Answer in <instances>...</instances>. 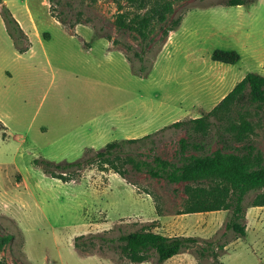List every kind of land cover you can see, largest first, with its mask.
<instances>
[{
	"label": "rangeland",
	"instance_id": "1",
	"mask_svg": "<svg viewBox=\"0 0 264 264\" xmlns=\"http://www.w3.org/2000/svg\"><path fill=\"white\" fill-rule=\"evenodd\" d=\"M1 1L23 22L30 44L19 52L0 11V238L12 235L0 246V264H126L99 237L141 228L200 242L162 263L152 253L130 264H213L195 254L208 241L225 245L214 248L220 264H264V206H245L246 232L238 237L225 228L226 210L186 212L193 188L210 183H167L145 172H132L127 181L96 163L77 180L62 182L34 163L76 162L87 149L145 136L125 152L177 161L180 139L201 138L192 134V124L172 123L205 115L248 73L264 76V0L237 6L227 0L176 2L167 22L156 27L146 60L134 66L120 48L130 44L140 51V39L116 28L113 0L55 3L56 13L84 24L73 33L51 15L49 0ZM179 16V26L156 51L161 30ZM216 49L236 51L240 60L215 62ZM241 114L253 125L248 142L264 158V103L234 105L230 118ZM226 126L223 121L219 131ZM216 130L211 127L212 134ZM228 140L232 151L243 144ZM206 143L212 150L221 146L216 139ZM77 239L85 252L75 247Z\"/></svg>",
	"mask_w": 264,
	"mask_h": 264
},
{
	"label": "trees",
	"instance_id": "2",
	"mask_svg": "<svg viewBox=\"0 0 264 264\" xmlns=\"http://www.w3.org/2000/svg\"><path fill=\"white\" fill-rule=\"evenodd\" d=\"M49 1L51 15L65 28L72 32L74 26L81 23L79 19L71 23L66 13H56L54 4L59 0ZM113 1L117 3L114 19L116 28L120 31L135 33L140 39V51H136L130 44H124L120 48L134 66L136 62L143 63L146 60L144 55L151 44L156 27H161L167 22L168 17L174 12V4L186 0H126L128 8L123 6L119 0ZM253 1L255 0H227L226 4L237 6ZM0 11L9 35L17 45L19 52L27 51L30 44L28 36L1 0ZM181 19L182 16L172 19L169 25L161 30L160 45L156 51L162 48L169 33L179 26ZM95 31L96 34L112 42L113 46L117 45L118 41L110 35L102 34L101 28L98 30L95 28ZM211 59L215 62L235 64L240 60V55L233 50L216 49ZM136 71L142 74L144 67L139 66ZM245 102L264 103V76L248 73L205 115L186 122L179 120L172 123L170 126L175 128L192 124V134L201 138V140L180 139L177 161L163 159L158 155H153L152 160L142 159L140 155L125 152L127 144L143 142L149 137L145 136L113 141L100 150L87 149L84 158L76 162L52 163L36 159L34 163L42 169L44 174L62 182L77 180L82 169L96 163L101 170L108 167L126 180H129L128 175L132 172H145L167 183L198 185L210 183L211 186L208 188L201 186L193 188L186 212L226 210L228 212L225 222L226 230L232 231L238 237L244 236L246 232L245 206H264V158L261 152L248 142L250 135L253 134V125L242 114L237 120L230 118L234 105H241ZM223 121H227V126L225 132L221 133L219 128ZM211 127L217 129L213 134ZM0 128H5L1 121ZM226 135L235 142L243 143L242 146L235 148L234 151L226 148L225 146L229 144ZM208 139H216L217 144L221 146L212 150L211 144L206 143ZM190 150L196 154H188ZM92 151L94 152L89 155ZM251 192H256V194L246 204V198ZM11 238V234L1 237L0 246ZM99 239L105 244L113 245L117 255L116 259L126 264L145 262L152 257V253H155L157 262L162 263L200 242V239L195 236H166L145 228L120 234L116 238L99 237ZM82 244L83 242H79V239L75 240V247L85 252ZM224 247L225 245L218 244L215 248L214 243L208 241L206 247H197L195 254L198 260L211 258L213 264H220L216 250Z\"/></svg>",
	"mask_w": 264,
	"mask_h": 264
},
{
	"label": "crops",
	"instance_id": "3",
	"mask_svg": "<svg viewBox=\"0 0 264 264\" xmlns=\"http://www.w3.org/2000/svg\"><path fill=\"white\" fill-rule=\"evenodd\" d=\"M13 16L16 18V20L19 22V24H20V26L22 27V29L24 30V32L26 33V35L28 36V38H29V35H30V33H29V31L25 28V26L23 25V22L20 20V19H18L14 14H13ZM81 25H84V24H77L75 27H74V30L73 31H75V29L77 28V27H80ZM66 30L69 32V33H73V32H71L70 30H68L67 28H66ZM172 33V31L169 33V35H168V37H167V40H169V37H170V34ZM167 40H166V42H167ZM165 42V43H166ZM140 138V137H139ZM126 139H133L132 137L131 138H126ZM164 235V234H163Z\"/></svg>",
	"mask_w": 264,
	"mask_h": 264
}]
</instances>
